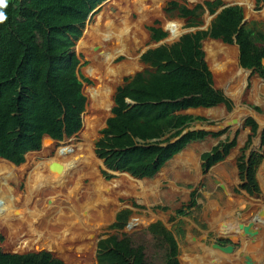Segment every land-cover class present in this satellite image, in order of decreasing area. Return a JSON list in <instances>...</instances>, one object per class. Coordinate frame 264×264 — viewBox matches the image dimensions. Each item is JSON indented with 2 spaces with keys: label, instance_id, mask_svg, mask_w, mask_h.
<instances>
[{
  "label": "trees",
  "instance_id": "trees-1",
  "mask_svg": "<svg viewBox=\"0 0 264 264\" xmlns=\"http://www.w3.org/2000/svg\"><path fill=\"white\" fill-rule=\"evenodd\" d=\"M102 1L6 0V6L0 9L7 17L0 23V158L18 165L23 162L24 153L40 148L44 135L61 140L80 129V116L85 106L81 87L82 82L88 83V80L77 74L78 61L71 48L80 37L87 15ZM176 1L182 0L170 1L166 10L178 12L180 18H191L187 27L196 26L192 21L203 12L202 7L187 9ZM255 3L258 5L264 0H255ZM219 6L218 0L204 3L209 14ZM242 19L240 7H226L206 31L182 35L177 43L149 50L141 57L155 71L137 73L130 80L125 79L122 87H117L110 110L112 117L106 120L101 137L95 143V154L104 159L107 168L126 171L134 177L152 176L186 143L205 135L188 132L169 143L188 124L198 120L174 112L221 103L230 109L229 101L212 89L211 75L200 46L205 38L231 44L234 37L240 66L254 68L259 76H264L261 64L264 31L253 26L240 27ZM147 29L152 41L165 37L159 28ZM162 100L169 101L160 102ZM246 125L254 134V122L248 119ZM261 143L264 144V130ZM233 144L214 148L209 161L219 160ZM258 161L256 155H251L247 162L244 157L238 161L241 179L245 180L243 187L250 192L257 190L254 171ZM128 215L129 212L119 213L113 227L122 228ZM147 232L162 251L161 264H179L173 236L157 223L150 225ZM36 239L30 238V241ZM82 239L79 236L52 242L60 247L67 241L75 244ZM61 256L58 258L65 264H73L68 254ZM60 260L44 251L0 252V264H63ZM96 260L97 264H149L144 247L134 246L126 234L121 240L115 237L99 240Z\"/></svg>",
  "mask_w": 264,
  "mask_h": 264
},
{
  "label": "crops",
  "instance_id": "crops-1",
  "mask_svg": "<svg viewBox=\"0 0 264 264\" xmlns=\"http://www.w3.org/2000/svg\"><path fill=\"white\" fill-rule=\"evenodd\" d=\"M108 1L109 0L102 1L99 5H97L94 9H92L89 12V14L87 15V18L84 21L83 27L81 28L80 37L76 41L73 42L74 48H76V43L83 36L86 21L91 18L92 14L96 10H97V12L99 11V9L101 8L100 5L102 3L104 4V2H105L106 6H107ZM170 1H173V0H169L166 3L165 7H163L162 9L160 8L159 13H161V12H163L165 14L166 13L167 14L168 13H171V14L175 13V15L172 17L173 20L172 19L163 20L162 21V28H163V23L165 21H179L181 24L180 20H184V21H187L189 24V21L191 20V18H180L178 16V12H176V11H169L168 12L166 10L167 4ZM185 1H187L192 6L187 7L186 4L183 3L184 0L176 1V2L178 5L185 6L187 9H192L195 6L200 5L203 9V12L200 15L205 14L207 16V18H209V15L212 16L216 12L217 9H219L223 6H225V8L229 7V6H238V7L241 6L239 3L223 5L221 3V1H223V2H225V1L224 0H221V1L218 0L220 2V6L215 10V12L213 14H209L208 10L204 7V3L205 2L211 3L214 1L202 0V2L199 1L196 3H191L188 0H185ZM254 3H255V0H254ZM163 4H164V2H163ZM163 4H162V6H163ZM255 5H256V3H255ZM259 5H262L263 10H264V3H260L256 6H259ZM101 10H103V7ZM107 12H110L113 14L116 12V9L114 7H111V9L107 10ZM252 12H253V10H252ZM242 14H243L242 21L244 20V23L242 25H239V26L240 27H242V26L252 27L253 26L255 28L254 22H251L247 25L248 21L244 17L243 10H242ZM248 15H250V14H248ZM262 15H264L263 12H262ZM213 19L214 18H212V20ZM151 20H153V19H151ZM195 20H196V18H194L192 23H194ZM194 24H196V23H194ZM209 27H210V24H209V26H204V27H200V28H207L208 29ZM147 28H159V27H155V23L150 25V26H147L146 30L149 33ZM194 28H198V27H195V26L194 27H188V29L185 32H182V34L177 38L176 42L172 41L173 43H170V44L163 43L168 38V36H167L168 33L165 30L159 28L162 32L165 33V37L159 41H156V42L151 40V34L149 33L150 41L153 42L154 45L152 46V48L148 47V48H145V49L141 50L140 52H138V58H137V60H139V62L144 65V66H142L144 70H142V71L137 70L138 72L136 71L133 74H130L131 76L124 78L122 80V85H120L118 87H122L125 84V79L130 80L137 73L139 74V73H143L145 71H148V72H154L155 71V68H151L148 64L144 63L141 60V57L147 51L159 48L160 46H168L169 47V46L177 43L179 41V38L182 35L201 31V30H196L194 32H189L190 29H194ZM143 30H144V28H143ZM261 32H263V31H261ZM206 39H208L206 42H209V41L215 42V43L221 45L224 49L228 50L230 53H231V51L229 50L228 47L233 46L235 48V50H236L235 59H234L232 53H231V57H232L231 59H230V57H225L220 52H217V53L214 52L215 55H214V57H212V59L219 64H223V62H224L225 69H226L225 70L226 72H224L225 76H223L222 74L215 73L211 70V61H210L211 58L207 57L209 64L205 61V59H206L205 56H207V55L203 50V43H205L203 41ZM204 40L201 41L200 46H201V51L203 52V61L206 65L208 72L211 75L212 89L215 91H219L222 94V96L229 101L230 109H227L226 106L221 103V104L215 105L213 107H208V108H202V107L188 108L185 110H181L179 112L178 111L174 112L173 114H175V115H178V114L189 115L192 118H197L198 120H194L193 122L188 124L187 127H185L180 132L179 136L171 139L169 143H173V142L177 141L178 139H180L183 135H185L188 132H193V133L203 132V133H205V135L201 139H197V140L190 141V142L186 143L178 152H176L169 159H167L165 162H163V164L157 169V171L152 176L134 177L133 175H131L130 173H128L126 171L111 170V169L107 168L106 165H104V159L99 158L102 161L101 164L112 175H114L113 180H116L118 178V176L127 175L128 177L135 179V180L140 182V187L135 186L137 183L133 182V185L135 186V188H132V187L130 189L128 188L129 190L127 191V193H121L120 194V195H123L122 197L124 198V200L121 202V206L119 207V209L115 213V216L113 218V222L111 224V228L120 230V229H123L125 227V225L128 221L127 219H126L122 228L113 227V225L116 223V217L119 213L124 211V212H129V215H132L136 212V214L142 215L143 218L137 219V220H135L134 218L131 219V222H129L131 227L134 228L135 222L136 223L143 222V224L147 223L145 225L143 232L146 233L147 235H149V237L153 240L151 235L147 232V229L150 225L157 223L160 227H162L165 231H167L168 233H170L173 236V238L176 242V245H177L178 253H179V247H180L179 242H181V240L185 241V239H187L189 241V244H191V246H193V248L195 249L196 252H197V250L201 251V254L203 256L200 257V264H215L214 262H220L223 259H229V260H226L222 264H228V261H230L231 264H245V262H246L245 258L246 257L249 258L248 254H244L243 248H242V251L240 253L237 252L236 254H232V253H234V245L238 244V243L240 244L243 242L252 245L254 242H256V240L253 239V237L256 234L255 226H258V224H260L259 221L262 220L261 219L262 217H264L263 216L264 215V206H261V205H263V200H264V194L262 193V191H263L262 189H264V183H263L264 168L261 167L264 164L263 163L264 162V144L261 143V134H262V131L264 130V125H258L259 123L256 119V117L264 118V115L262 114L261 110L258 108V103L259 104H263V103L261 101H259V99L256 98V95H258L260 91H264V76L263 77L259 76L258 73L254 71V68L247 69V68H243L240 66V64H239V48L236 44L234 37H233V42L231 44H226L220 40H215V39H211L208 37L205 38ZM168 42H170V41H168ZM92 49H96V46L92 47ZM72 53L74 54V52H72ZM74 55L78 61V63H77V66H78L79 58H78V56H76V54H74ZM228 59H230L231 62H228ZM232 61L235 63L234 66L232 64H229V63H232ZM262 62H264V59L261 61V64H262ZM77 66H76V68H77ZM236 69H240L242 71L248 72V76L245 79V83L241 84L238 82V86L235 85V81L230 82V79H234V72ZM76 71H77V69H76ZM253 75H255V76H253ZM251 77L256 78L258 81H260V83L257 84L256 86L253 85L254 80ZM250 78L252 79V81L249 84ZM121 79H120V81H121ZM120 81H119V83H120ZM118 84H116V85H118ZM214 84L218 85L219 90H217L214 87ZM229 85L235 87L234 90H235L236 94L234 97L227 95V93L225 92V87L227 86L226 88H229ZM250 86H252L251 92L256 93V94H254L253 97H255V101L258 103H257V106H254V104H253L252 106H246L245 107V106H242L244 104L242 103L243 99L241 96L243 94V91L247 87H250ZM220 90H222V91H220ZM223 90L225 93L223 92ZM233 98H236L238 100V102L234 101L235 99H233ZM165 101H169V100H162L160 102H165ZM173 101H175V100H173ZM112 102H113V97H112ZM126 103L131 104V105L133 104L129 100H126ZM113 105L114 104L112 103V107H113ZM85 107H86V102H85L83 114H84V111L86 110ZM246 108L249 109V111ZM243 111H245V114L242 113ZM193 112H198V114H193ZM238 112H239V114H237ZM110 117H112L111 111L109 113L108 118H110ZM248 119L252 120L254 122V124L256 125V130H255L254 134H252V132H251V127L249 125H246V121ZM106 120H107V118L103 121V125H102L103 128L102 129H104L106 126L105 125ZM233 121H235V123H233ZM196 124H204L203 126H205V127H198V128L194 127V125H196ZM233 125H235V126L237 125L239 128V129L237 128V130H239V131H236L234 133V136L224 137L225 131L228 129L227 127H230ZM260 127L262 128V131L259 134L258 130ZM241 131L244 134L243 136H240ZM99 134H100V132H99ZM100 137H101V135H100ZM100 137H99V139H100ZM253 137L255 138L256 143L252 142ZM239 138H241V139L238 140ZM45 139L46 138H43V142H46ZM48 141H53V140H48ZM251 142H252V145H251ZM57 143H60V142H57ZM57 143H56V148L59 147V146H57ZM230 143H234V144L232 147H230L228 149V151L225 155H223L219 160H216L214 162L209 161V157H211L213 155L212 151L214 148H216L220 145H223V144H230ZM253 143H255L254 147H253ZM161 146H165V144H162ZM256 148L258 150H256ZM121 151H123V150H121ZM35 152H37V151H31L27 155L33 154V155L37 156V158L39 160L40 154H37ZM94 152H95V144H94ZM38 153H40V152H38ZM238 154H239V156H238ZM27 155H25V157ZM48 155H49V159H51L53 156V152L49 153ZM251 155H256L259 157L258 164H257L255 171H254V179L256 182V186H257L256 189L257 190L252 191V192H250L249 190H246L243 187L245 184V180L241 179L240 171L238 168L239 159L241 157H244L245 162H247V160L251 157ZM38 160L36 162L32 163V168L36 167L39 164L40 161H38ZM14 167H17V166H14ZM116 174H120V175H116ZM103 175L105 176L104 173H103ZM233 175H236V179L238 181V185H235L234 187H233V185H231V179H233ZM203 184H204V188L202 190ZM106 187H107L106 189H110L108 184L106 185ZM216 187H218L219 191H215ZM40 189H41V187H40ZM122 190H124V189H122ZM198 194H200V198L197 197ZM199 201H200V203H199ZM251 204L255 208H258V209L254 212L249 211V205H251ZM96 205H98V204H94L95 207H96ZM181 205H182V207L187 208L189 210L195 208L196 206H199V205L201 206V210L199 213L200 214V220L205 223V228H206L204 230V233H203L204 238H199L197 235H195L193 233L190 234L188 232V229H190V232L193 229L197 230V226L194 222L189 221V225H187L188 229H186V227H182L185 224L183 222L188 221V216L186 215V211L183 210L184 208H181ZM115 207H116V205L112 208L111 212L115 209ZM93 208L94 207L92 206L91 210ZM243 212L246 213L245 218L248 217V219H247L248 222L246 224L242 223ZM196 223L201 225L202 227H204L203 224H200L199 222H196ZM255 223H258V224L255 225ZM248 226H250L249 227L250 231H252V233H253V235H251V236L244 234L242 228L240 229V227H248ZM261 228H262V226H261ZM226 229L230 230L229 234H227V235L225 234L227 231ZM95 231H97V228L95 230H93V232H95ZM209 232H213L216 236H218L217 239L212 241L210 244L208 243L211 239V236H210L211 234H209ZM123 234H126V236L128 238H130L127 233H123ZM123 234H121L120 237L115 236V235L108 236V237H115L117 240H121ZM247 237H249L250 239H252L254 241H252L251 243H248ZM39 238H42V237L39 236ZM103 239H106V238H103ZM216 246H219L221 248L231 247V252H228V253L223 252L219 248H217ZM185 247L188 248L189 247L188 244H185ZM210 249L213 251L210 254H207L206 250L208 251ZM187 251L190 253V250L187 249ZM96 253H97V251H96ZM218 253H224L226 255H219ZM232 255H235L234 257H238V258L242 257L243 255H245V256L242 257L241 260H239V261H237L238 258H235V261H233V260H231V258H233ZM228 257H230V258H228ZM177 261L180 264V261L178 260V255H177ZM232 261H233V263H232ZM242 261H244V262H242ZM96 263H97V260H96ZM251 263L254 264L253 262H251ZM262 264H264V257H263Z\"/></svg>",
  "mask_w": 264,
  "mask_h": 264
},
{
  "label": "bare ground",
  "instance_id": "bare-ground-1",
  "mask_svg": "<svg viewBox=\"0 0 264 264\" xmlns=\"http://www.w3.org/2000/svg\"><path fill=\"white\" fill-rule=\"evenodd\" d=\"M188 1L191 3H195L198 0ZM163 2H165V0H149L150 4L145 5V0H109V4L111 3V6L115 7V9L117 10L115 12L116 14H108L107 16L105 15L104 17L97 19V24L95 25L96 34H90L92 36L85 44L89 47L86 53L89 57V61H91L92 63L88 70L85 72V75L95 82L97 86L94 93L98 94L91 97L90 100L91 102L96 101L98 105L101 106H98L96 108V113L92 117V119H88L86 116L82 115V127L79 134L77 135L80 141L75 146L70 144L71 142L69 141L64 144H59L60 147H57L55 149V142L45 139L46 144L43 146L41 152L39 153L40 157H45L46 154L54 152L53 158L41 161L38 165L36 164V167L33 168L30 164V161L26 160L27 163L25 165H22L20 167L13 166V172L9 169L11 168V166H0V172L4 168L8 173L10 172V176H14L17 180H22V176L26 175L27 180L29 182H33V184L30 185L28 181H26V195H17L15 193L16 196H14L13 198V195H11V191L8 190L4 191V193L2 194V199L0 198V200H2L0 201V217L4 215L2 221L4 233L12 230V233L14 235L15 233L17 234L19 230L26 229L25 234L27 236H39L45 234H53L61 231V234H53V236H67L62 237L63 239H67L70 237H74V235H68L82 232V229L80 227H77L76 230L64 228L61 223L64 217L67 215L74 216L77 219L78 226H84L91 231L95 230L96 228H98V226L102 225L104 221H106L107 216H109L111 212L108 214H105L104 212L112 210L114 195L112 193H109V190L106 189V184L98 177V163L92 152V144L95 137L94 128L95 126L99 125L101 119L105 115L106 107L104 103H108L110 84L112 82V84L117 83L118 77L120 75H123L125 72L124 67H129L127 65H123L121 67H113L112 61L117 58L130 60L131 58L135 57H133V55H135V53L144 45L146 41V36L143 33V25L149 22L153 17H157L159 13V7L163 4ZM133 15L135 16V19H132ZM164 27L165 31L169 35L170 40H176L181 34L180 25H178L177 23H164ZM76 46L77 51H84V49H86L85 47L83 49L82 39L78 41ZM94 46H96V49H92V47ZM203 50L206 53L207 57L211 58V70L213 72L218 74L226 72L224 62L223 65L215 62L212 59V57H214L215 55L214 52H220L225 57H230L231 59L232 57L226 49H224L221 45L216 46L214 42H205L203 44ZM230 59H228V62H231ZM229 64H232L234 66L233 61ZM247 76L248 72L237 69V71L234 72V81H236L237 83L240 82L242 84ZM253 85H255L254 82ZM226 87L225 92L227 93V95L234 97L236 94L235 90L233 91ZM236 98L233 99H235L234 101L238 102ZM102 102L104 103L102 104ZM237 114H239V112ZM258 123V125H264V119L258 121ZM262 167H264V164L262 165ZM28 171L29 173H27ZM30 174L31 177H29ZM124 176L128 177L126 175ZM124 179L130 181L125 186L127 189H130L131 187L135 188V186L140 187L139 181H131L127 178ZM4 180L5 181L1 180L0 182H3L2 184L6 185V180L8 179ZM84 181L88 182L87 186L90 187V191L96 196L95 203H97L98 197L100 196H110V199H106L103 197L99 198L100 202L98 203V205H96V207L93 205L94 208L91 211H88V214L81 212V208L77 205V202H74V199L77 197L79 190L82 189L81 187L83 186L82 183ZM133 182H136L137 184L134 186ZM112 184L113 183L109 185L111 186ZM41 186H43L42 189H40ZM262 190V193L264 194V189ZM39 195H42L41 197H44L46 200H50L49 204L46 203L48 206L51 205V200L54 197L56 198L63 195V197H66L69 200L67 202L71 204V206L66 211L63 210L62 214L58 215V221L53 224L55 228H49L40 220V216L42 213L40 214V212L36 210L34 205V203L38 199H40ZM17 198L20 199V202L16 201ZM24 203L30 205L27 213H25V210L20 206V204ZM76 208L78 211L76 210ZM6 209L9 212H7ZM87 219H90L88 220V222H90L89 224L87 223ZM259 222L264 233V217ZM28 239L30 238L28 237ZM54 239L60 240L58 238ZM256 240L257 243L254 242L256 243V247L254 246L252 248V245L247 243L245 244V242H243V251L244 254H247L248 251L250 252H248V256L251 259V262H253L254 264H261L262 258L264 257V235L263 237ZM244 256L245 255H243L242 257ZM223 262L225 261L222 260L220 263H214L222 264Z\"/></svg>",
  "mask_w": 264,
  "mask_h": 264
},
{
  "label": "rangeland",
  "instance_id": "rangeland-1",
  "mask_svg": "<svg viewBox=\"0 0 264 264\" xmlns=\"http://www.w3.org/2000/svg\"><path fill=\"white\" fill-rule=\"evenodd\" d=\"M112 1H116V0H112ZM168 1L169 0H166L164 2L163 6L161 5L162 7L160 6L159 9L160 8L162 9L163 7H165L166 3ZM199 1L202 2V0H198L197 2H199ZM212 1H215V0H212ZM219 1H221V0H219ZM224 1L225 2L221 1V3L223 5L239 3L241 5L240 6L241 9L243 10L244 17L248 21L247 25L249 23H251V22H254L255 23V28L257 30L264 31V15H262V12L264 14V10H263V6L262 5L256 6L255 3H254V0H224ZM183 3H185L187 7H191L192 6L185 0H184ZM149 4H150L149 0H145V5H149ZM100 6H101V8L99 9V11L102 9V7H103V10H101L100 12L98 11L99 13L96 10L92 14L91 18L89 20H87L86 23H85V27H84L85 30L83 32V36L81 37V39H82L83 49H84V47L86 49H84V51L81 50V51L78 52L77 51V46H76V48H74V47L72 48V52H74V54H76V56H78V58H79V64H78V66L76 68L77 69L76 72H77V74L80 77H83L84 79L88 80V83L82 82V88H81V93L86 99V101H85L86 102V107H85L86 110L84 111V114H82V115L86 116L88 119H92V117L96 113V108L98 106H101V105H98V103L96 101L91 102V100H90L91 97L96 96L98 94L94 93V91L96 90V86H97L95 84V82L85 75V72L88 70V68L92 64L91 61H89V57H88V55L86 53L88 51L89 47L87 45H85V44L89 41V39H90V37L92 35L96 34V30H95L96 26L95 25L97 24V19L102 18L105 15L107 16L108 14L109 15L116 14V13L112 14L110 12H107V10L111 9V7H112L111 3L109 4V1H108V5L107 6H106L105 2H104V4L102 3ZM252 10H253V12H252ZM248 14H250V15H248ZM174 15H175V13H173V14H171V13L167 14L166 13L165 14V13L161 12V13L158 14L157 17H155V18L153 17L152 18L153 20H151V21H149V22H147V23H145L143 25V28H144L143 33L146 36V42L135 53V55H133V57L134 56L135 57L131 58L130 60L123 59V58H117V59H114L112 61V66L113 67H121L123 65H127L129 67H124L125 68L124 74L119 76L120 79L122 78L121 81H120V79L118 77L117 83H114L115 85L112 84L113 82L110 84L108 103L102 102V104L103 103L105 104L106 111H105V115L101 119L99 125L95 126V128L92 127V128H94V135H95V137L93 139V144H92L93 145L92 152H93V155H94V157H95V159H96V161L98 163V177H99V179H101L106 185L108 184V186L110 187V189H108L109 193H112L114 195V203L115 204L113 203V207L116 205L115 209L112 212L111 211L104 212L105 214H108L110 212L111 213H110L109 216H107L106 221H104V223H102V225L98 226L97 231H95V232H93L91 230H88L84 226H78L77 219L74 216H71V215L65 216L63 221H62V223H61L64 226V228H70L72 230H76L77 227H80L82 229V232H79L77 234H71V235H68V236H73L74 235L75 238L81 236L83 239H82V241H78L75 244L74 243H67V242H69V241H67V242L63 243L60 247H55L53 245L52 241L55 240L54 238H58L60 240H63L62 237H67V236H62V235L53 236V234H55V235L61 234V231H58V232L53 233V234L39 235L42 238H39V236H27L25 234L26 233V229L25 230H19L20 228L18 229L19 233L17 232V234L15 233L14 235L12 233V230H10L7 233H4V227H3V224H2L3 217H4V215H3V216L0 217V228L2 227L1 231H0V252L10 253V254H23V253L27 254V253H31L32 251L37 250L40 247H42V248H50V249H52V252L57 257H60V258H62L61 255L68 254L69 257H72L73 264H97L96 263V251H97V243H98V241L100 239L107 238L108 236L115 235V236L120 237L121 234L127 233L134 246H136V247L137 246H143L144 247V254H145L146 260H147V262L149 264H161L162 263V251L159 248H157V246L155 245L153 240L149 237V235H147L146 233L143 232L144 228H145V225L147 223L143 224V222H139V223L135 222L134 228L131 227L130 224H129V222H131V219H133V218L135 220L142 219L143 218L142 215L136 214V212L134 214H132V215H129L128 218H127L128 221H127V223H126V225H125V227L123 229L119 230V229L111 228V224L113 222V218L115 216V213L119 209V207L121 206V202L124 200V198L122 197L123 195H120V194L121 193H127V191H128V189L125 186L130 181H128V180H126L124 178H127V179H129L131 181L135 180V179H132L130 177H125L124 175H122V176H118V178L116 180H113L114 179V175H112L101 164L102 161L95 155L94 144L100 137L99 132L103 128L102 127L103 121L106 118L109 117L110 109L112 107V97H113V95L115 93L116 88L118 86L122 85V80L124 78H126V77H130L131 76L130 74H133L137 70L138 71L144 70L143 67H142L144 65L142 63H140L139 60H137L138 52H140L141 50H143L145 48H148V47L152 48V46L154 45L153 42L150 41L149 33L147 32L146 27L155 23V27H159V28L165 30L164 23H172L173 22V23H177L178 25H180L181 34H182V32H185L188 29V27H187L188 22L184 21V20H180L181 24H180L179 21H165L163 23V28H162V21L163 20L172 19V17ZM132 18L135 19V16L133 15ZM209 18H207V16L205 14L200 15L194 21V23H196L195 27L200 28V27H204V26H209L210 22L212 21V18H211L210 15H209ZM90 34H92V35H90ZM167 36H168L167 40H165L163 43L170 44V43H173L172 41L176 42L177 39L176 40H170L169 39V35H167ZM207 40L208 39L204 40L203 42H206ZM168 41H170V42H168ZM209 42H212V41H209ZM215 44L219 45L217 43H215ZM228 48L231 51V53H232V55H233V57L235 59V57H236L235 48L233 46L228 47ZM228 53L231 56V53L229 51H228ZM205 61L209 64V61L207 60V56H206ZM262 64L264 65V62H262ZM234 65H235V63H234ZM236 71H237V69L235 70V72ZM222 75L225 76V73H222ZM253 76H255V75H253ZM251 78H250L249 84L252 81V79L254 80L253 82L255 83V86L260 83V81H258L256 78H252V79ZM119 81H120V83H119ZM231 81H234V79H230V82ZM244 81L242 82V84L244 83ZM116 84H118V85H116ZM235 85L238 86V83L236 81H235ZM214 87L217 90H219V87H218L217 84H214ZM234 88L235 87H233V86L229 87V89L233 90V91H234ZM220 91H222V90H220ZM251 91H252V86L247 87L243 91V94H242L241 97L243 99L242 103L244 105H242V106H245V107L246 106H252L253 104H254V106H257L258 102H256L255 101V97H253L254 94H256V93L251 92ZM223 92H224V90H223ZM260 92H259L258 95H256V98L259 99V101H261L263 103V104H258V108L261 110L262 114L264 115V91H260ZM247 110L249 111V109H247ZM193 114H198V112H193ZM243 114H245V111H243ZM256 119H257V121H261L264 118L256 117ZM203 125L204 124H196V125H194V127H197V128L198 127H205ZM227 128L228 129L225 131V136L224 137H226V136L227 137L234 136V133L236 131H239V130H237V128H238L237 125L236 126L233 125V126H230V127H227ZM79 132L76 135H74V136H71L69 138L63 139L62 141H60V143L55 142L54 143L55 144L54 148L56 149V143H57V146L60 147L59 144H64V143H67L69 141L71 142L70 144L75 146L80 141L78 139V137H77ZM243 135L244 134L241 131L240 136H243ZM240 139L241 138H239L238 140H240ZM252 142H255V138L254 137L252 139ZM252 142H251V145H252ZM255 143H253V147L255 146ZM45 144H46V142H41L40 148L35 153L39 154L38 152H41V150H42V148H43V146ZM256 150H258V149L256 148ZM239 154H238V156H239ZM53 156H54V152H53ZM53 156H52V158H53ZM48 159H49V155L48 154H46L45 157H40L39 160H38L37 156H35L33 154H30V155H27L24 158L23 162L21 164L17 165V167L25 165L27 163V161H30V164L32 165V163L36 162L37 160L41 162V161L48 160ZM0 166L1 167H10L11 166V168H9V169L13 172V166L11 164H8L7 162L2 160L1 158H0ZM262 168H264V167H262ZM35 170H37V169H35ZM27 173H29V171ZM103 173L105 174V176L103 175ZM116 175H120V174H116ZM29 177H31V174H30ZM0 178H2V179H0V181L1 180L5 181L4 179H8V180H6V182H7L6 185L2 184L3 182H0V198L2 197V194L4 193V191H6V190L11 191V195H13V198H14V196H16L15 193L17 195H26L27 191L25 189V183H26V181H28L26 175L22 176V180H17L14 176H10V172L8 173L3 168V170L0 172ZM135 181H137V180H135ZM28 183L30 185L33 184V182H31V181L30 182L28 181ZM87 183H88L87 181H84L82 183V185H83L81 187L82 189L79 190L77 197L74 199V202H77V205L81 208V212H84L85 214H88V211L91 210V207L94 204H98L100 202L99 198L103 197V196L98 197V201H97V203H95L96 202V196L90 191V187L87 186ZM111 183H113V184L110 186L109 184H111ZM231 185H233V187L235 185H238V181L236 179V175H233V179H231ZM42 188H43V186H41V189ZM203 188H204V184L202 185V190H203ZM122 189H124V190H122ZM215 191H219L218 187L215 188ZM114 192H115V194H114ZM41 196L42 195H39L40 199H38L34 203L35 208H36L37 211L40 212V214L42 213L41 216H40V220L43 223H45L49 228H53L54 227L53 224H55L58 221V219H59L58 215L62 214L63 210L66 211L71 206V204L67 202L69 200L66 197H63L64 196L63 195V196H58L56 198L54 197L53 198L54 200L53 199L51 200V205L48 206L46 203L49 204L50 200L49 199L46 200L44 197H41ZM197 197L200 198V194H198ZM103 198L110 199V196H105ZM0 201H2V200H0ZM16 201L20 202V199L17 198ZM199 203H200V201H199ZM28 205L29 204H27V203L26 204L25 203L24 204H20V206L25 210V213H27L28 208L30 207V205L29 206ZM263 206H264V200H263ZM181 208H184V207H182V205H181ZM257 209L258 208H255L252 204L249 205V211H253L254 212ZM76 210H77V208H76ZM183 210L186 211V215L188 216V221H184L183 223H185V224L182 227H186V229H188L187 225H189V221H192V222H194L196 224L197 230L193 229L190 232V229H188V232L190 234L193 233V234L197 235L199 238H204L203 233H204V230L206 228H205V223L200 220V214L199 213H200V210H201V206L200 205L196 206L195 208H193L191 210H189L187 208H184ZM6 211L9 212L7 209H6ZM245 214L246 213L243 212V221H242L243 224H246L248 222V220H247L248 217L245 218ZM78 220H79V218H78ZM88 220H90V219H87V223L89 224L90 222H88ZM196 222H199L200 224H203L204 227H202L201 225L197 224ZM257 224L258 223H255V225H257ZM255 229H256V234L253 237V239L256 240V239H259V238L263 237L264 233L262 231L261 224H258V226H255ZM229 232H230V230H227L226 233L225 232L224 233L227 235V234H229ZM209 234H211L210 235L211 239L208 242L210 244L212 241L217 239L218 236H216L213 232H209ZM90 236H93V238L90 237ZM28 237L29 238L38 237V238L34 242V241H30V239H28ZM87 238H88V240H87ZM247 238H248L247 239L248 243H251L252 241H254V240L250 239L249 237H247ZM44 239H47L48 240L47 242L49 244H46L44 242L45 241ZM179 243H180V247H179V253H178V260L180 261V264H200V257L203 256L201 254V251L197 250V252H196L195 249L193 248V246H191V244H189V241L187 239H185V241L181 240V242H179ZM256 243L252 244L251 248L254 247L256 245ZM185 244H188L189 247L186 248ZM243 247H244L243 243L235 244L234 245V253H232V254H236L237 252L240 253L242 251ZM187 249L190 250V253L187 251ZM30 250H32V251H30ZM210 250H208V251L206 250V253L210 254L213 251V250H211V251ZM218 254L219 255H226L224 253H218ZM247 254H248V252H247ZM234 256L235 255H232L233 258H231V260H233V261H235V258H238V257H234ZM53 257L55 258V256H53ZM228 258H230V257H228ZM241 258L242 257L238 258L237 261L241 260ZM223 260L226 261V260H229V259H223ZM233 261H232V263H233ZM61 262L63 264H65L63 260H61ZM262 262H263V258H262ZM228 264H231V262L228 261Z\"/></svg>",
  "mask_w": 264,
  "mask_h": 264
},
{
  "label": "water",
  "instance_id": "water-1",
  "mask_svg": "<svg viewBox=\"0 0 264 264\" xmlns=\"http://www.w3.org/2000/svg\"><path fill=\"white\" fill-rule=\"evenodd\" d=\"M223 8H225V6H223V7L219 8V9H217L216 12H215L211 17H212V18H215L216 15H217V14H218ZM243 23H244V20L241 22L240 25H242ZM196 30L205 31V30H207V28H194V29H190L189 32H194V31H196ZM233 123H235V121H233ZM261 131H262V128L260 127L259 130H258V133L260 134ZM48 138H49V137H48ZM249 227H250V226H248V227H240V229L242 228L244 234H247V235H250V236H251V235H253V233H252V231H250V228H249ZM216 247L219 248V249H220L221 251H223V252H226V253L231 252V247H225V248H221V247H219V246H216ZM41 251L48 252V253L52 254L53 256H55V258L58 259V257L52 252V249H50V248H42V247H40L39 249L34 250V251H32V252H33V253H34V252L37 253V252H41ZM23 254H25V253H23ZM246 264H252V263H251V260H250L248 257H246Z\"/></svg>",
  "mask_w": 264,
  "mask_h": 264
},
{
  "label": "clouds",
  "instance_id": "clouds-1",
  "mask_svg": "<svg viewBox=\"0 0 264 264\" xmlns=\"http://www.w3.org/2000/svg\"><path fill=\"white\" fill-rule=\"evenodd\" d=\"M6 6V0H0V9H3L4 7ZM7 19V17H6V15H5V13L3 12V11H0V23H3L5 20ZM71 51H72V48H71ZM82 88V87H81ZM86 100V99H85ZM113 103V102H112ZM82 114H83V112L81 113V127H82ZM108 119V118H107ZM81 127H80V129H81ZM80 129L76 132V133H74L73 135H71V136H74V135H76L79 131H80ZM70 136V137H71ZM49 136H47V135H44L43 137H42V139H41V142H43V138H46V140H53V141H55V142H60V141H62L63 139H65V138H69V137H66V136H64L63 137V139H61V140H54V139H51L50 137L48 138ZM41 142H40V145H41ZM31 151H37V150H31ZM31 151H27L26 153H24V155H23V160H24V157H25V155H27L29 152H31ZM2 160H4L5 162H7L8 164H11L12 166H17L16 164H14V163H12V162H10V161H8V160H6V159H3V158H1ZM22 163V162H21ZM20 163V164H21ZM19 165V164H18ZM31 251V250H30ZM42 252V251H41ZM45 252V251H44ZM48 253V252H47ZM50 254V253H49ZM57 259V258H56ZM58 260H60V259H58ZM61 261V260H60Z\"/></svg>",
  "mask_w": 264,
  "mask_h": 264
}]
</instances>
